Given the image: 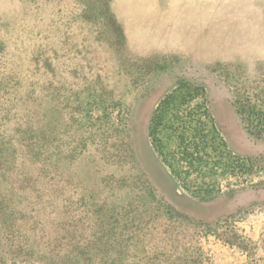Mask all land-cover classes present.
Wrapping results in <instances>:
<instances>
[{"label":"rangeland","instance_id":"1","mask_svg":"<svg viewBox=\"0 0 264 264\" xmlns=\"http://www.w3.org/2000/svg\"><path fill=\"white\" fill-rule=\"evenodd\" d=\"M14 147L55 212L0 195V264H264V0H0Z\"/></svg>","mask_w":264,"mask_h":264},{"label":"trees","instance_id":"2","mask_svg":"<svg viewBox=\"0 0 264 264\" xmlns=\"http://www.w3.org/2000/svg\"><path fill=\"white\" fill-rule=\"evenodd\" d=\"M13 149L11 151L13 156L6 158L9 164L0 166V176L6 178L3 188L0 183L2 209L9 215L23 216L24 219L20 217L18 226L22 227L21 231L26 232L25 225H28L30 229L33 228V224L46 225V219L55 212V206L48 192V182L39 183L40 180L36 178L39 174L36 175L33 166H28L26 163L18 165L17 159L23 157L24 152H18L15 147ZM30 162L32 163V161ZM40 174H42V170ZM54 248L53 246V248L45 250V254L51 253L49 258L58 256V253L51 252ZM74 255H78V253Z\"/></svg>","mask_w":264,"mask_h":264}]
</instances>
